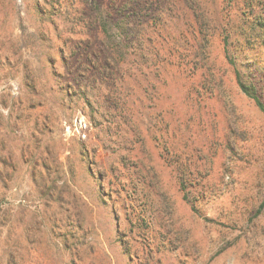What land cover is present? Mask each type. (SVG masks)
Returning a JSON list of instances; mask_svg holds the SVG:
<instances>
[{
    "label": "rangeland",
    "instance_id": "rangeland-1",
    "mask_svg": "<svg viewBox=\"0 0 264 264\" xmlns=\"http://www.w3.org/2000/svg\"><path fill=\"white\" fill-rule=\"evenodd\" d=\"M251 1L238 30L256 38L231 46L233 64L225 33L201 50L173 16L170 64L162 34L156 65L135 51L103 67L111 43L78 0H0V264H264V113L236 82L264 105V0ZM244 2L198 12L224 29Z\"/></svg>",
    "mask_w": 264,
    "mask_h": 264
},
{
    "label": "trees",
    "instance_id": "trees-1",
    "mask_svg": "<svg viewBox=\"0 0 264 264\" xmlns=\"http://www.w3.org/2000/svg\"><path fill=\"white\" fill-rule=\"evenodd\" d=\"M93 1L94 6H89L87 2L78 0V15L86 14L85 11L87 9L90 10L89 16L93 15L92 22L94 27L91 29L94 31L95 38L98 39L99 36L102 43L104 40H109L111 43L110 46L104 44V47L102 46L100 49V51H103V55L106 56L100 64V66L103 67L108 64L106 59L110 61V64L114 67L133 64L136 61L135 59L129 58V56L135 51V54L139 56L141 63H143L145 67L156 65L160 59V47L157 46V43L153 44V41L162 34L164 36L161 40L164 41L166 45L169 44L167 45L169 49L167 63L170 64L171 51H173V47H176V49L178 48V39L175 38L176 34L172 30L173 28L170 26L169 20L173 16L187 19L186 25L190 28L193 41L197 42L199 40L200 42L194 46L201 50L208 45L213 35L212 31L217 30L219 35L225 33L222 40L224 41L227 59L231 64L234 63L233 56L229 53L231 46L241 43L240 39H242V35H244L243 42L246 43L256 38L252 26H249L247 31L241 30V32H239L238 30L240 23L241 25L247 23L246 17L249 16L250 12H247L246 9H250L252 5L251 0H245L242 7L229 8L227 10L228 18L224 29L222 26L219 29L218 22L216 25L214 20H211L206 12H198V10L201 9L198 4L199 0H181V4H177L178 1L176 0ZM168 9L170 13H167ZM190 13L193 15L192 18H190ZM136 25H139L140 28L136 29ZM82 28H85V25ZM83 31L84 30H78V34L81 35ZM142 34L147 35L146 39L152 43L149 49H145L143 45L140 43L136 44L135 42ZM180 34L184 37L183 31H180ZM233 36H236L235 40L229 41ZM186 43L188 44V41H186ZM196 48L195 50H197ZM150 52H153L154 60H151V57H149L148 53ZM91 54L93 53L91 52ZM114 54H117L119 59H116ZM236 82L240 90L251 98L264 113V105L261 102V98L256 91L252 79L249 77L243 79L241 74L236 70ZM178 178L180 179L181 176H178ZM183 197L184 199L188 198L187 192L184 193ZM196 199L195 196L191 198L192 201ZM192 209L196 210L195 206H192Z\"/></svg>",
    "mask_w": 264,
    "mask_h": 264
}]
</instances>
